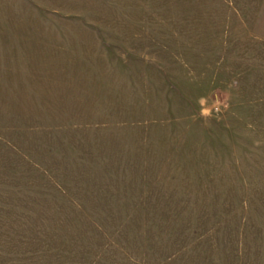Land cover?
<instances>
[{
    "label": "rangeland",
    "instance_id": "1",
    "mask_svg": "<svg viewBox=\"0 0 264 264\" xmlns=\"http://www.w3.org/2000/svg\"><path fill=\"white\" fill-rule=\"evenodd\" d=\"M259 25L264 0H0V264H264Z\"/></svg>",
    "mask_w": 264,
    "mask_h": 264
},
{
    "label": "crops",
    "instance_id": "2",
    "mask_svg": "<svg viewBox=\"0 0 264 264\" xmlns=\"http://www.w3.org/2000/svg\"><path fill=\"white\" fill-rule=\"evenodd\" d=\"M257 31L259 32L258 34L260 35V34H261V33H260V25H259V27L257 28ZM259 35H258V36H259ZM260 37L264 38V34H261Z\"/></svg>",
    "mask_w": 264,
    "mask_h": 264
}]
</instances>
